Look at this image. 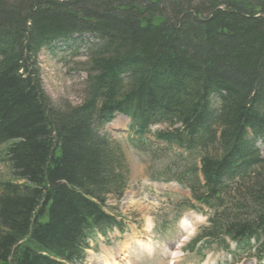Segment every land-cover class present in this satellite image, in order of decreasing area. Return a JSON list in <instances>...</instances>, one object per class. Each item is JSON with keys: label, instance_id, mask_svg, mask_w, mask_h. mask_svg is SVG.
<instances>
[{"label": "trees", "instance_id": "1", "mask_svg": "<svg viewBox=\"0 0 264 264\" xmlns=\"http://www.w3.org/2000/svg\"><path fill=\"white\" fill-rule=\"evenodd\" d=\"M77 33L98 41L83 99L53 105L37 57ZM115 112L140 134L166 124L156 138L184 148L215 211L207 234L264 253V0H0V264H77L115 225L126 159L99 133Z\"/></svg>", "mask_w": 264, "mask_h": 264}, {"label": "rangeland", "instance_id": "2", "mask_svg": "<svg viewBox=\"0 0 264 264\" xmlns=\"http://www.w3.org/2000/svg\"><path fill=\"white\" fill-rule=\"evenodd\" d=\"M96 42L90 36H75L70 40L73 44L71 47H65L61 42V44H55L56 49L40 52L37 57L40 79L44 93L53 105H76L81 102L87 80V66L85 65L87 49L89 45H94ZM163 128L166 126L156 127L154 130ZM99 133L105 136L111 145L120 146L126 159L128 174L127 187L121 197L107 198L105 204L107 214L114 216L125 226V229H131L127 235L135 234L136 230H140L143 237L152 240L155 248V252L147 256L144 252H139L140 250L135 245L132 244L131 248L128 243L126 244L128 254L124 255L122 262L125 264H165L169 256L168 252L184 232V226L181 227V224L179 226L173 220L180 212L182 213L181 219L186 215L187 210L185 208L181 210L182 206L179 203L189 202L191 197L181 191L168 192L165 190L168 186L161 181L169 177L181 178L184 183L191 180V173L184 171L183 168L186 154L180 153L178 149L168 151L165 147H159L156 142H151L153 141L151 137L150 143L144 142L143 146L137 149L136 146L127 147L125 141L118 136L121 134L112 128H102ZM255 145L264 160V143L256 139ZM2 180H12V177L0 158V181ZM199 220L202 221L200 218ZM165 224L168 227L162 229L160 225ZM191 224L193 225L194 222ZM155 227L162 229L163 235H158ZM88 246L90 250L101 253L102 246L96 236L88 240ZM126 249L124 248V254ZM214 256L207 260V264H210ZM220 260L225 263L226 258L223 256ZM86 262V264L94 263H91L89 257ZM180 264H201V261L195 255L185 254L180 255ZM243 264H250V262L244 260Z\"/></svg>", "mask_w": 264, "mask_h": 264}, {"label": "bare ground", "instance_id": "3", "mask_svg": "<svg viewBox=\"0 0 264 264\" xmlns=\"http://www.w3.org/2000/svg\"><path fill=\"white\" fill-rule=\"evenodd\" d=\"M150 227V226H149ZM124 252H125V250H124ZM125 255V254H124Z\"/></svg>", "mask_w": 264, "mask_h": 264}]
</instances>
